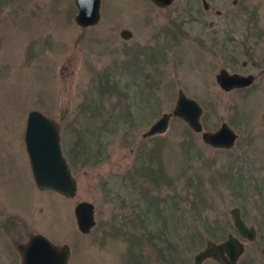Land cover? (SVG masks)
Wrapping results in <instances>:
<instances>
[{
    "label": "rangeland",
    "instance_id": "374dc122",
    "mask_svg": "<svg viewBox=\"0 0 264 264\" xmlns=\"http://www.w3.org/2000/svg\"><path fill=\"white\" fill-rule=\"evenodd\" d=\"M206 1L219 16L199 0H100L98 22L80 27L73 0H0V264H21L29 233L66 244L67 264H192L227 234L244 245L236 264L264 261V0ZM220 68L255 78L224 91ZM177 90L201 106L202 131L225 122L236 133L230 149L176 118L141 137ZM32 109L59 125L71 198L34 186L23 142ZM81 201L93 206L86 234L72 212ZM233 207L252 241L234 230Z\"/></svg>",
    "mask_w": 264,
    "mask_h": 264
},
{
    "label": "water",
    "instance_id": "95a60500",
    "mask_svg": "<svg viewBox=\"0 0 264 264\" xmlns=\"http://www.w3.org/2000/svg\"><path fill=\"white\" fill-rule=\"evenodd\" d=\"M150 1L157 5L170 2V0ZM73 2L77 10L73 20L78 26L87 27L96 24L100 0H73ZM120 32L121 35L129 33L127 30ZM254 78L252 74L229 73L224 68H220L214 74L216 85L224 91L246 87ZM201 114V106L187 97L182 90H177L170 112L161 113L142 132L141 137L165 133L169 120L177 118L192 132L200 133V139L204 144L212 148L230 149L234 145L236 133L225 122H221L213 131H202ZM23 142L35 188L39 191H51L66 198L73 197L76 182L60 146V130L56 121L38 110L28 111L24 122ZM72 212L77 231L82 234L88 233L95 223L92 204L87 201L78 202ZM229 215L237 235L252 241L255 230L252 226L245 225L238 208H231ZM16 250L21 264H67L69 258V248L66 244H53L39 233L29 234L24 243L16 246ZM242 251V242L237 237L227 234L224 240L217 243L207 240L201 250L193 256L194 264H199L203 259L208 258L220 264H234Z\"/></svg>",
    "mask_w": 264,
    "mask_h": 264
},
{
    "label": "flooded vegetation",
    "instance_id": "af4514ba",
    "mask_svg": "<svg viewBox=\"0 0 264 264\" xmlns=\"http://www.w3.org/2000/svg\"><path fill=\"white\" fill-rule=\"evenodd\" d=\"M151 4H153L155 7H157V8H160V9H162V8H165V7H168L170 4H172L173 2H174V0H170V2L168 3V4H165V5H157V4H154L152 1H150V0H148ZM199 2H200V5H201V10L207 15V16H209V15H211V14H213V15H215V16H219V14H220V11L219 10H217V9H213V11H211V8H210V5L208 4V2L206 1V0H199ZM232 3H234V0H232ZM211 11V12H210ZM187 15H189V14H187ZM190 18V20L191 21H196L197 19L195 18V17H189ZM192 18V19H191ZM98 22V21H97ZM96 22V23H97ZM210 23L208 24V25H212V21L210 20L209 21ZM95 25V24H94ZM91 26H93V25H91ZM121 30H127V29H120L119 31H118V36L121 38V39H123V40H126V39H129L130 38V36H131V32L129 31V30H127L129 33L128 34H125V35H121ZM212 41H214V40H211V41H209L210 43H211V45H212ZM197 42H199V44H200V46L203 48V49H205L207 52H212V50H210V49H212V47H213V45H212V47H210V48H208L207 46H205V44H204V42L202 41V40H200V39H197ZM210 45V46H211ZM153 137V136H152ZM246 225V224H245ZM237 233V232H236ZM30 234V233H29ZM28 234V235H29ZM28 235H27V237H28ZM236 237V236H235ZM255 237V236H254ZM226 238V237H225ZM222 241V240H221ZM24 243V242H23ZM20 244V243H19ZM18 245V244H17ZM243 249H244V245H243ZM199 251V250H198ZM197 251V252H198ZM243 252V251H242ZM242 254V253H241ZM240 254V255H241ZM195 255V254H194ZM193 255V256H194ZM239 255V256H240ZM238 256V257H239ZM208 259H210V258H208ZM238 259V258H237ZM237 259H236V261H237ZM203 260H205V259H203ZM202 260V261H203ZM202 261L199 263V264H201L202 263ZM214 261V260H213ZM236 261H235V263L234 264H236ZM215 262V261H214ZM264 262V261H263ZM217 263V262H216ZM192 264H194V259H193V257H192ZM217 264H220V263H217Z\"/></svg>",
    "mask_w": 264,
    "mask_h": 264
},
{
    "label": "trees",
    "instance_id": "16d2710c",
    "mask_svg": "<svg viewBox=\"0 0 264 264\" xmlns=\"http://www.w3.org/2000/svg\"><path fill=\"white\" fill-rule=\"evenodd\" d=\"M153 137H154V136H153ZM153 137H152V138H153ZM186 148L188 149V145H186ZM75 155H76V153H75ZM152 172H153V171H152ZM149 173H151V171H149ZM153 173H154V172H153ZM154 174H155V173H154ZM150 176H152V175H150ZM155 176L158 177V176H161V174H159V175L156 174ZM135 242L138 243V239H136Z\"/></svg>",
    "mask_w": 264,
    "mask_h": 264
}]
</instances>
